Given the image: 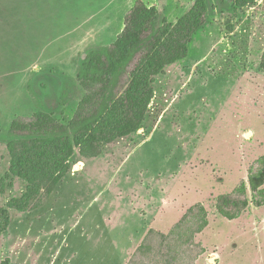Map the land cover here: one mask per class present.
<instances>
[{
	"label": "rangeland",
	"instance_id": "obj_1",
	"mask_svg": "<svg viewBox=\"0 0 264 264\" xmlns=\"http://www.w3.org/2000/svg\"><path fill=\"white\" fill-rule=\"evenodd\" d=\"M138 1L158 9L161 26L176 24L196 0H0V182L10 172V143L22 138L13 121L45 111L69 124L86 95L82 63L112 45ZM207 2L188 58L155 79L143 128L102 145L95 159L76 149L51 197L41 192L39 208L10 210L0 264H126L143 240L126 249L93 226L103 206L134 201L139 238L157 225L159 204L169 206L173 225L202 203L210 226L197 237L207 250L197 264H264V207L251 206L237 222L215 208L264 155V0ZM9 182L0 207L27 190L18 178Z\"/></svg>",
	"mask_w": 264,
	"mask_h": 264
},
{
	"label": "trees",
	"instance_id": "obj_2",
	"mask_svg": "<svg viewBox=\"0 0 264 264\" xmlns=\"http://www.w3.org/2000/svg\"><path fill=\"white\" fill-rule=\"evenodd\" d=\"M234 1L243 7L254 0ZM208 12L207 0H196L176 24L159 26L158 9L138 1L112 45L82 63L78 80L86 95L69 124L45 111L13 121L12 132L22 138L9 145L11 167L0 182V194L13 188L12 182L7 183L11 177L26 182L27 190L0 207V240L9 230L10 210L24 213L37 209L41 192L46 198L54 194L71 170L76 149L81 157L95 159L102 155V145L143 128L155 79L188 58L190 44L205 27ZM251 206L264 207V155L249 167L246 181L218 196L215 208L220 217L237 222ZM209 226L210 214L198 203L167 234L151 230L127 264H197L207 253L197 237Z\"/></svg>",
	"mask_w": 264,
	"mask_h": 264
},
{
	"label": "crops",
	"instance_id": "obj_3",
	"mask_svg": "<svg viewBox=\"0 0 264 264\" xmlns=\"http://www.w3.org/2000/svg\"><path fill=\"white\" fill-rule=\"evenodd\" d=\"M162 201L167 203L169 201L168 197H166V200L162 199ZM130 204V207H124L122 204L115 208L112 206L108 212V208L103 206V208L100 209V213H104L103 218L96 222L94 226L92 223L90 226L96 227L97 230H99L98 232H101L104 237H108L109 235V240L111 242H118L119 239L124 241L125 244L123 247L128 249L130 246V241L144 240L146 235L151 230H156L157 232L167 234L173 225L176 224L181 218L180 217L177 219L173 225H170L172 221V213H170L169 206L163 203L159 204V212H157L158 214L152 219V222L156 223L157 225L151 227L149 230L146 229V231L142 233L143 236L139 238L138 235L140 233V229L136 223V220L140 219V213L138 210L139 206H137L138 204L135 201L131 202ZM145 208L150 213V215H154V206H146ZM142 227L145 229L146 225H142ZM123 255H127V253H124ZM128 255L130 256L129 253ZM117 256L120 255L118 254ZM103 264H105V262H103ZM116 264L120 263L117 262Z\"/></svg>",
	"mask_w": 264,
	"mask_h": 264
}]
</instances>
